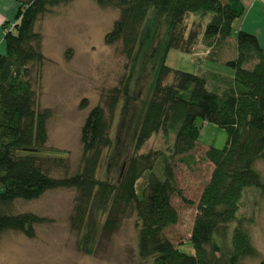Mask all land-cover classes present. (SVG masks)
<instances>
[{"label":"trees","instance_id":"obj_1","mask_svg":"<svg viewBox=\"0 0 264 264\" xmlns=\"http://www.w3.org/2000/svg\"><path fill=\"white\" fill-rule=\"evenodd\" d=\"M15 1V21L3 26L0 53V238L6 231L33 238L35 225L46 220L31 211L13 212L16 200L73 188L69 223L82 230L78 244L85 252H91L94 240L91 230L84 231L85 223L95 211L103 216L100 229L107 234L134 214L137 254L152 257L153 264H240L244 257L255 256L248 233L236 222L244 190L264 191V178L255 165L264 159V49L254 34L244 30L236 32L234 42L228 39L233 21L244 12L242 0H94L98 6L118 10L103 41L120 42L128 59L143 44L140 52L146 48L143 56L148 53L158 26L143 30L149 17L158 16L164 24L162 43L150 56L153 79L134 126L131 151L113 181L98 179L96 170L104 150L113 147L110 118L120 98L117 88L102 100L109 118L96 104L83 120L80 168L69 175L50 173L52 166L62 164V157L45 146L50 111L38 109L33 88L45 56L42 35L34 27L51 7L72 0ZM197 44L203 46L206 60L222 63L230 75L212 71L204 77L165 64L170 49L193 53ZM86 106L82 98L79 107ZM198 119L223 128L226 140L222 147L209 146L203 153L211 171L195 204L187 239L193 253H187L166 236L165 229L178 220L172 196L191 202L177 185L175 163L192 158ZM158 133L165 140L172 135L171 143L164 150L143 151L146 141Z\"/></svg>","mask_w":264,"mask_h":264},{"label":"rangeland","instance_id":"obj_2","mask_svg":"<svg viewBox=\"0 0 264 264\" xmlns=\"http://www.w3.org/2000/svg\"><path fill=\"white\" fill-rule=\"evenodd\" d=\"M15 4L7 9L9 21L5 28L15 21ZM117 16L118 10L114 7L98 6L94 0H72L68 4L51 7L35 23L34 30L42 35L41 51L45 56L40 77L33 83L36 104L38 109L48 108L50 111L45 146L48 151L62 157V164L51 167L53 176L69 175L80 168L79 135L83 120L96 104L103 106L109 118L102 100L113 88L120 89L114 116L110 118L113 147L104 150L96 177L115 180L131 151L134 126L153 79L150 56L162 43L164 24L158 16L149 17L143 30L158 26L148 53L143 56L146 48L140 52L143 44L135 53L136 58L128 59L121 50L120 42L108 45L103 41ZM236 32L235 28L231 29L230 41H235ZM225 51L228 56L230 49ZM204 55L200 44L193 53L170 49L165 64L204 77L212 71L230 75L229 68L206 60ZM82 98L87 101L85 108L79 107ZM197 124L199 134L190 151L192 158L188 159V163H175L177 185L191 202H183L177 195L172 196L178 220L165 229L166 236L174 244L179 243L178 248L187 253H193L187 239L196 213L195 204L211 171V164L203 153L209 146L222 147L226 140L223 128L201 119L197 120ZM171 140L172 135L165 140L161 133L155 134L146 141L142 150H164ZM255 165L264 178V159L257 160ZM139 181L142 183L143 178ZM75 193L73 188H57L47 190L33 200H16L12 205L13 212L31 211L46 220L35 225L33 238L13 231L3 233L0 238V264H153L152 257L142 259L137 254L134 214L121 219L117 228L107 234L100 229L103 216L90 211L84 231L91 230L94 240L91 252L83 251L78 244L82 230L72 228L69 223ZM237 214L236 223L245 229L257 251L255 256L244 257L240 264H264V191L261 193L254 187L246 188Z\"/></svg>","mask_w":264,"mask_h":264},{"label":"crops","instance_id":"obj_3","mask_svg":"<svg viewBox=\"0 0 264 264\" xmlns=\"http://www.w3.org/2000/svg\"><path fill=\"white\" fill-rule=\"evenodd\" d=\"M14 2L16 1L0 0V53L4 51L2 39L4 31L3 26L9 21L7 18V9L11 8L13 4H15ZM242 3L244 5V12L233 21L232 28H235L237 31L244 30L254 34L259 45L264 49V2L260 0H242ZM15 6L17 8V2ZM218 66L220 67V65Z\"/></svg>","mask_w":264,"mask_h":264},{"label":"built area","instance_id":"obj_4","mask_svg":"<svg viewBox=\"0 0 264 264\" xmlns=\"http://www.w3.org/2000/svg\"><path fill=\"white\" fill-rule=\"evenodd\" d=\"M261 1H264V0H261Z\"/></svg>","mask_w":264,"mask_h":264}]
</instances>
